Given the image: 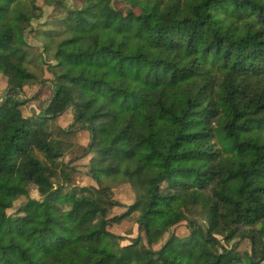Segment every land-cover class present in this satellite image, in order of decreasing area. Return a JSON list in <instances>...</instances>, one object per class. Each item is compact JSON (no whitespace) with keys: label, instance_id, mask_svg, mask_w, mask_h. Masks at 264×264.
<instances>
[{"label":"trees","instance_id":"16d2710c","mask_svg":"<svg viewBox=\"0 0 264 264\" xmlns=\"http://www.w3.org/2000/svg\"><path fill=\"white\" fill-rule=\"evenodd\" d=\"M40 1L0 0V264L264 261V0ZM43 5L58 15L33 28ZM37 60L51 95L24 116ZM81 130L93 184L65 189L57 139ZM127 219L122 244L108 227Z\"/></svg>","mask_w":264,"mask_h":264},{"label":"rangeland","instance_id":"374dc122","mask_svg":"<svg viewBox=\"0 0 264 264\" xmlns=\"http://www.w3.org/2000/svg\"><path fill=\"white\" fill-rule=\"evenodd\" d=\"M73 1V0H68ZM77 1V0H76ZM41 1L39 0V3ZM43 17L38 20L34 21L32 23L33 28H36L39 26V24H42L43 22L50 21L52 16H57L58 12L57 10L53 9V7L43 5ZM44 28V26L42 25ZM41 27V28H42ZM34 34L32 32L29 34L27 33L25 38L27 42L33 47L34 52H38L42 50V45L40 42L36 41L34 39ZM38 62H34L30 65V68L37 72L42 79H45L46 81L41 83H37L34 85H29L24 87V97L26 99L25 103L22 105V113L24 116H33L34 114H37L40 109L44 106L45 101L50 97L51 95V87H50V81H51V75L47 72L45 64L41 63L39 60ZM7 84V80L3 75H0V96H3L4 94V88ZM72 122V117L70 112H66L63 115H61L57 119V124L59 126H68ZM88 140V133L84 130L78 131L71 139L70 141H62L60 139H57V144L59 148L63 151V155L58 159V162L60 163V167L58 169V175L55 177L54 181L55 183H60L62 179H64L65 173H62L64 175H60V170L62 168L61 164L68 163L71 165H76V169L68 172L70 173V183L65 184L64 188L68 189L71 187V185H89L93 184V181L86 175V167L84 164L87 162L86 158H78L81 153L83 146L86 145V142ZM42 158V157H41ZM113 195L116 199H118L122 203H130L132 198V192L130 189V186L128 184H116L113 185ZM30 195L34 199H39L36 191L31 188ZM26 199L21 198L20 200L15 202V205L7 210V213H14L18 207L21 205L22 202H24ZM122 210L121 206L113 208L111 211V215L119 214ZM108 230L110 232H113L115 234L124 236V240L122 241V244L128 243L129 238L136 236L137 234V226L134 224L133 220H122L118 223L111 224L108 227ZM174 232L179 235L183 236L187 234V229L184 223L178 225ZM237 249L239 252H243L245 250L250 251V243L247 240L239 241L237 244ZM261 249L259 246L254 248V255L255 257L260 256ZM260 264H264V261H262Z\"/></svg>","mask_w":264,"mask_h":264}]
</instances>
